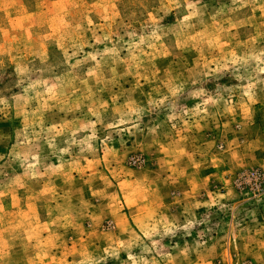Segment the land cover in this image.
<instances>
[{
	"label": "rangeland",
	"instance_id": "374dc122",
	"mask_svg": "<svg viewBox=\"0 0 264 264\" xmlns=\"http://www.w3.org/2000/svg\"><path fill=\"white\" fill-rule=\"evenodd\" d=\"M0 264H264V0H0Z\"/></svg>",
	"mask_w": 264,
	"mask_h": 264
}]
</instances>
